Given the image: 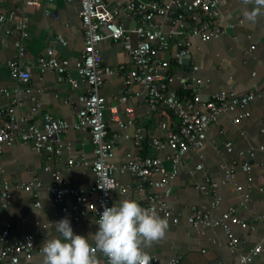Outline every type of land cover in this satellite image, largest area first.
Listing matches in <instances>:
<instances>
[{"label": "crops", "instance_id": "crops-1", "mask_svg": "<svg viewBox=\"0 0 264 264\" xmlns=\"http://www.w3.org/2000/svg\"><path fill=\"white\" fill-rule=\"evenodd\" d=\"M41 8L26 6L20 0H0V6L5 12L18 11L28 23V37L23 41L25 56L21 59L25 66L32 70V79L28 84H22L12 79L7 68L0 73V107H7L16 97L22 100L16 107L15 118L19 123L39 122L45 114L68 121L74 125L77 113L83 105L79 98L84 94L86 83L80 78L76 64L80 59L85 42L81 30L79 0H40ZM126 0H108L111 9H120L119 19L129 29L137 26L136 18L124 8ZM258 7L256 0H223L219 6L222 14V24L226 33L219 39L202 43L193 41L192 53L178 59H172V51L162 53L163 58H171L170 71L180 79H186L194 86L197 93L206 101L212 94L227 90L237 94L254 91L257 99L249 106L250 116L238 124L233 123L240 108H234L220 115L218 122L208 130L207 143L203 149L204 170L192 175L190 171L199 162L195 153L191 152L180 165L178 177L171 185L172 193L168 197L169 207L180 219L179 224H168L166 234L153 241L150 246L142 245L149 255H156V264H169L172 257H182V264H237L238 256L230 252L227 238L219 227H193L187 223L192 207L206 208L212 200L210 193H205L198 187L217 183L222 203L212 211L215 217L221 216L228 207H240V195L233 183H225V173L228 167L236 166L235 182L251 193V200L246 208L239 209L243 220L256 226L254 232L243 231L235 227V233L246 240L241 252H248L255 244L262 241V253L252 264H264V151H258L254 157L249 149L264 145V13L257 14L255 20H249L246 13ZM48 12V14H47ZM19 29L10 23L0 26V59L18 58L15 43L20 38ZM105 32V31H103ZM67 41L61 43L58 37ZM132 42L138 44V37L132 34ZM256 49L251 51L250 47ZM54 49L56 55L69 63V72L79 83L75 89L66 81H59L56 75L39 73V58L48 49ZM103 65L113 72L106 75L102 95L108 100L105 113L108 122L109 138L115 133L120 138L115 147L114 163L121 165L128 161L133 152V135L138 130L157 132L160 137L167 131L160 129V123L167 121L162 112H153L145 99H138L136 92L147 97L141 85L131 88V98L124 104L114 96L125 93V76L131 66L124 48L120 42L105 39L100 44ZM174 52V50H173ZM193 65L198 66L193 71ZM125 66L124 69H121ZM173 87L179 89V82ZM29 90L30 92H26ZM145 100V101H143ZM39 104V111L29 116L30 110ZM132 108L133 114L128 115L127 109ZM125 123L132 121L133 125L122 129L114 114ZM173 125L177 123L172 117ZM65 150L61 157L38 153L31 143L18 142L12 147L4 146L0 156V181L6 180L13 187L37 178L42 182L39 194L27 191L12 190L10 207L5 210L0 200V235L7 225L13 223L12 235L18 238L26 233H38L39 227L47 225L43 237H37V247L34 252L33 264H44L42 244L45 239H51L59 234L55 222L69 218L75 233L88 236L95 233L97 226L93 214L76 221L72 214L77 205L74 197L65 195L61 201L51 193L53 184L52 172L61 174L70 187L84 189L85 196L92 199L88 191L95 182L93 168L94 143L87 131L71 129L61 137ZM149 147H146L145 142ZM232 142L233 148L228 151L225 142ZM143 156L161 158L168 169L171 168L170 149L157 150L151 140L143 143ZM80 161L84 158L87 165L74 164L68 166V159ZM251 166L249 173L243 172L241 166ZM50 166L52 171H46ZM115 178L124 184H133L131 175L115 173ZM159 190L145 188L152 193ZM144 192L136 189L130 197H125L121 191L114 192V200L139 199ZM39 202L40 206L36 203ZM143 207V206H142ZM66 208L67 213H62ZM94 245V238L89 237ZM1 249V244H0ZM97 264H102L105 256L96 253Z\"/></svg>", "mask_w": 264, "mask_h": 264}, {"label": "built area", "instance_id": "built-area-1", "mask_svg": "<svg viewBox=\"0 0 264 264\" xmlns=\"http://www.w3.org/2000/svg\"><path fill=\"white\" fill-rule=\"evenodd\" d=\"M26 6L41 8L40 0H20ZM72 1V0H70ZM108 0H79L81 30L84 37V50L76 64V70L80 78L86 83L84 94L79 98L83 107L77 113V121L71 125L68 121L45 114L39 122L19 123L15 118L16 107L22 100L16 97L7 107H0V156L4 146L12 147L18 142L31 143L40 154H45L49 159L52 156L61 157L65 150L62 139L71 129L87 131L94 143L93 168L95 182L88 191L92 199L85 196L84 189L70 187L64 182L58 172H52L53 184L51 193L57 201H61L65 195L74 197L77 205L72 217L76 221L93 214L94 222L104 206H112L115 203L114 192L121 191L125 197H130L135 187L144 192L139 199L142 206L156 212L169 223L179 224L180 219L174 215L169 207L168 197L172 193L171 185L178 177L181 163L193 152L199 159L196 167L190 171L192 175L204 170L203 149L207 143L208 130L218 122L220 115L226 114L234 108H240V112L233 119L234 124L248 119L249 106L257 99L254 91L237 94L234 91L222 90L212 94L206 101L196 92L188 80L180 79L170 71L171 58H163L162 53L172 51V59H178L192 53V45L195 39L206 43L221 38L226 29L222 24V14L219 6L223 0H126L124 8L137 20L134 30H129L119 19L120 9H111ZM242 1V0H240ZM48 14V12H47ZM10 23L19 29L20 38L15 46L19 57L4 61L0 59V73L7 68L12 79L28 84L32 79V70L25 66L21 59L25 56L23 41L28 37L27 20L19 16L18 11L5 12L0 6V26ZM105 31V32H103ZM132 34L138 37V44L132 42ZM59 41L67 45V41L61 36ZM105 39L120 42L124 48L131 66L125 76V93L116 95L114 99L126 103L130 98V91L134 85H141L147 97L136 92L138 99H145L151 111L162 112L167 121L160 123V129L167 131L165 138L157 132L138 130L133 135L134 147L128 161L121 165L114 163L115 147L120 138L115 133L109 138L108 122L105 117L108 100L102 95L106 75L113 72L110 67L103 65L100 44ZM251 46L250 50H255ZM174 50V52H173ZM122 66L121 69H124ZM193 71L199 69L193 65ZM39 73L56 75L59 81L72 84L75 89L79 83L73 79L69 72V63L60 59L54 49L50 48L39 58ZM179 82V89L173 87ZM179 90L184 92L180 97ZM6 92L0 90V93ZM26 92H30L27 90ZM143 100V101H145ZM39 111L36 104L28 113L33 116ZM128 115L133 114L132 108L127 109ZM172 117L177 123L173 125ZM113 121H117L122 129L133 125L132 121L124 122L114 114ZM151 140L152 146L161 151L170 149L171 168L168 169L161 158L145 157L142 154L143 143ZM225 148L231 151L232 142L226 141ZM258 151H264V145L249 149V154L254 157ZM68 166L74 164L87 165L84 158L75 161L68 159ZM238 165L227 168L225 183H233L240 195V207L246 208L251 200L250 191L235 182ZM243 172L249 173L252 169L249 165L241 166ZM50 166L46 171H52ZM115 173L129 174L133 178V184H124L115 178ZM210 185V184H209ZM201 185L198 188L212 195V200L206 208L192 207L187 223L193 227H219L227 238V246L231 253L237 254V264H252L256 257L262 253V241L255 244L248 252H241L246 240L235 233L234 228L239 227L243 231L254 232L255 225L247 223L241 217L239 209L228 207L218 217L212 215V211L220 206L222 197L219 194L217 183ZM42 187L40 179L17 184L13 187L8 181H0L1 207L7 210L10 207L13 188L19 191H27L39 194ZM145 188L159 190L152 193L145 192ZM40 206V203H36ZM62 213H67L63 208ZM98 227V225H96ZM47 225L39 227L38 233H26L18 238L12 235L13 223L9 222L0 235V264H33L34 252L37 247V237L44 236ZM264 239V235H263ZM99 251H95L94 255ZM151 264L158 262L156 255H150ZM102 264H109L105 256ZM169 264H182V257L175 255Z\"/></svg>", "mask_w": 264, "mask_h": 264}, {"label": "clouds", "instance_id": "clouds-1", "mask_svg": "<svg viewBox=\"0 0 264 264\" xmlns=\"http://www.w3.org/2000/svg\"><path fill=\"white\" fill-rule=\"evenodd\" d=\"M246 13L249 20L264 13V0ZM95 233L88 236L75 233L69 218L55 222L59 234L42 244L44 264H97L95 251L101 252L109 264H151L150 255L142 245L162 238L168 221L134 199H122L104 206L96 221ZM94 238V245L89 237Z\"/></svg>", "mask_w": 264, "mask_h": 264}, {"label": "trees", "instance_id": "trees-1", "mask_svg": "<svg viewBox=\"0 0 264 264\" xmlns=\"http://www.w3.org/2000/svg\"><path fill=\"white\" fill-rule=\"evenodd\" d=\"M179 95H180V97H182V96L184 95V92H183V91H181V90H179ZM145 145H146V147H149V145H148V142H147V141L145 142Z\"/></svg>", "mask_w": 264, "mask_h": 264}]
</instances>
